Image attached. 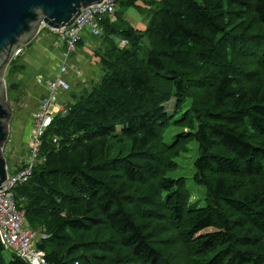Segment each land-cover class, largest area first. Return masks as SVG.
I'll use <instances>...</instances> for the list:
<instances>
[{"label": "trees", "instance_id": "obj_1", "mask_svg": "<svg viewBox=\"0 0 264 264\" xmlns=\"http://www.w3.org/2000/svg\"><path fill=\"white\" fill-rule=\"evenodd\" d=\"M138 2L100 21L99 82L65 98L70 85L15 187L25 226L48 236L37 246L49 264H264V0H151L145 29L120 8ZM250 57L260 71L239 64ZM172 97L191 106L168 144ZM193 141L204 207H189L186 181L168 175ZM5 252L0 239V264H29Z\"/></svg>", "mask_w": 264, "mask_h": 264}, {"label": "rangeland", "instance_id": "obj_2", "mask_svg": "<svg viewBox=\"0 0 264 264\" xmlns=\"http://www.w3.org/2000/svg\"><path fill=\"white\" fill-rule=\"evenodd\" d=\"M147 1L151 0H139L138 5L141 6L139 8L120 5L122 13L125 14V19L138 29L146 28L144 20L148 19V16L152 12L150 10L151 6L147 5ZM254 22L252 21V23ZM234 28L238 29L239 25H235ZM82 37L85 39L83 46L76 47V50L71 52L68 58H66L64 56L66 49L63 43L56 38L55 33L49 27L44 26L38 37L31 44L22 46L19 57L18 55L15 57L21 59L18 62L24 63L26 70L15 73L11 68L14 60L3 70L8 104L13 109V116L9 122V139L4 147V156L11 173L14 172L20 159L26 160L31 154L29 136L32 131V114L36 110L38 101H40V95L47 94L45 83L39 84L37 82V76L41 75L44 81L48 78L53 79L60 71L61 66L65 64L67 66V73L63 77L71 85V90L65 95V98L66 96H71L73 92H81L85 87L90 89L99 82L102 76L100 70L101 55H98L102 53L101 41L98 37L92 36L89 28L85 29ZM106 53L107 50H105ZM238 54L240 57H244L240 50ZM238 62L239 64L244 63L260 71L259 67L253 62L252 57L250 59L244 58L243 61L238 60ZM18 65L20 66L21 64ZM80 77H82V81ZM13 79L19 82L20 86L16 91H9L11 86L10 82H14ZM65 93L59 96L58 100L60 102L64 99ZM179 104V100L176 97H172L164 105L170 117L169 126L164 134L165 142L168 144H172L180 133L186 131V129L174 124V121L178 120L182 112L191 106V101L189 99L185 100L182 111L178 110ZM120 133L121 130L119 128L117 135H120ZM129 144L128 141L118 143L111 150V155L128 152ZM197 156L198 144L193 141L188 145L186 153L176 159L178 169L168 174L175 179L183 178L186 181L185 190L179 191V194L180 197H185L189 207H204L207 203L205 188L196 184L194 181V162ZM210 231L212 229L205 230L203 233ZM5 255L7 261H10L12 251L6 250Z\"/></svg>", "mask_w": 264, "mask_h": 264}, {"label": "built area", "instance_id": "obj_3", "mask_svg": "<svg viewBox=\"0 0 264 264\" xmlns=\"http://www.w3.org/2000/svg\"><path fill=\"white\" fill-rule=\"evenodd\" d=\"M120 0H104L97 7H90L82 10L72 26L61 27L59 29L50 28L66 49L65 57L76 50L77 44L82 38V33L86 28L94 36L101 34L99 23L103 17L108 16L112 21L119 8ZM46 25H43V27ZM48 27V26H47ZM119 46H128L126 40H120ZM21 51L17 52L16 56ZM67 73V66L63 64L60 71L53 79H46L39 75L37 82L45 83L47 94L40 99L37 112L33 114L32 132L30 137V157L20 160L14 172L8 169L7 180L0 189V239L6 250H11L29 264H49L46 253L38 248L37 243L46 240L48 236L42 231H32L25 226V213L17 207L14 189L18 184L28 182L33 167L37 161L41 139L47 128L51 125L54 117L58 113H66V104H60L59 96L70 90V83L63 76ZM56 142V140H55ZM76 264H79L76 262Z\"/></svg>", "mask_w": 264, "mask_h": 264}, {"label": "water", "instance_id": "obj_4", "mask_svg": "<svg viewBox=\"0 0 264 264\" xmlns=\"http://www.w3.org/2000/svg\"><path fill=\"white\" fill-rule=\"evenodd\" d=\"M104 0H0V189L7 180L4 147L9 139L13 109L7 100L3 70L22 46L31 44L43 25L53 29L73 25L83 9L97 7Z\"/></svg>", "mask_w": 264, "mask_h": 264}, {"label": "crops", "instance_id": "obj_5", "mask_svg": "<svg viewBox=\"0 0 264 264\" xmlns=\"http://www.w3.org/2000/svg\"><path fill=\"white\" fill-rule=\"evenodd\" d=\"M82 38H83V37H82ZM83 39H84V38H83ZM84 41H85V39H84ZM60 104H65V103H63V102L61 103V102H60ZM31 132H32V131H31ZM30 137H31V134H30V136H29V141H30Z\"/></svg>", "mask_w": 264, "mask_h": 264}]
</instances>
